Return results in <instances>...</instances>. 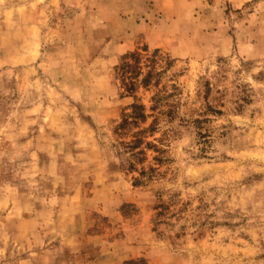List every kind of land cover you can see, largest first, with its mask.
<instances>
[{"label": "rangeland", "instance_id": "374dc122", "mask_svg": "<svg viewBox=\"0 0 264 264\" xmlns=\"http://www.w3.org/2000/svg\"><path fill=\"white\" fill-rule=\"evenodd\" d=\"M0 264H264V0H0Z\"/></svg>", "mask_w": 264, "mask_h": 264}, {"label": "trees", "instance_id": "16d2710c", "mask_svg": "<svg viewBox=\"0 0 264 264\" xmlns=\"http://www.w3.org/2000/svg\"><path fill=\"white\" fill-rule=\"evenodd\" d=\"M137 61L138 60H135V64H133V63L129 64L127 62V60L123 61L122 62L123 65H121V67L123 68L122 73L126 74V73H132V72L135 73L136 72V74H137L138 70L130 71L131 67H137V63H136ZM148 74H149V72L147 74H145V76L142 78L144 83L147 81ZM129 77L131 79L132 75L130 74ZM123 83L127 86V89H131L132 90L133 85H134V82L132 80H130L127 83H125V81L123 80ZM131 105H132L131 106L132 107L131 111L129 113H127V114L125 113L124 116L121 118V121L117 124L116 128L118 130H122L129 123L134 124L137 119H141V120L145 119L146 113L143 110V107H142L143 105L140 104V103H136V102L135 103L133 102ZM142 130H144V129H142ZM140 132L141 131L133 132L131 134V138H129L128 141H123L122 144L126 148H128L129 150H133L137 146V144L139 142H141V136L139 135Z\"/></svg>", "mask_w": 264, "mask_h": 264}]
</instances>
